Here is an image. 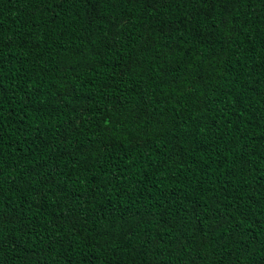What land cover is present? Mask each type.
<instances>
[{"label":"trees","instance_id":"1","mask_svg":"<svg viewBox=\"0 0 264 264\" xmlns=\"http://www.w3.org/2000/svg\"><path fill=\"white\" fill-rule=\"evenodd\" d=\"M0 264H264V0H0Z\"/></svg>","mask_w":264,"mask_h":264}]
</instances>
